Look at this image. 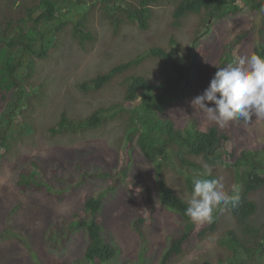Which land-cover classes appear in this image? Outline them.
Here are the masks:
<instances>
[{"label":"rangeland","instance_id":"374dc122","mask_svg":"<svg viewBox=\"0 0 264 264\" xmlns=\"http://www.w3.org/2000/svg\"><path fill=\"white\" fill-rule=\"evenodd\" d=\"M70 2L71 7L62 6V19L42 28L44 42L52 48L50 57L38 58L33 69H24L31 72V85L28 91L20 94H28V98L16 106L11 93H6V97L0 93V134L10 120V132H13L11 151L0 147V160L4 161L0 168V264H204L208 259L230 264L235 256L246 258L252 264H264V253H255L251 259L244 247L225 243L230 230L242 238L240 226L227 208L220 210V223L215 230L200 236L199 232L207 222L196 223L195 231L183 244V252L164 262L163 255L173 236L181 231L183 219L179 212L161 203L157 178L163 174L173 189L188 200L191 192L185 187L186 172L178 165L161 166L147 160L126 138L127 122L121 115L84 132L54 134L48 129L63 114L78 119L99 106L122 99L125 79L131 75L148 74L153 81H159L173 74L169 61L152 57L117 72L112 81L100 89L83 92L79 88L81 81L127 62L152 45L173 47L171 38L177 41L178 53L192 66L197 95L201 94L218 67L225 66L230 38L236 34L244 35L234 48L239 58L255 52V46L264 43V11H243L215 25L211 21L204 41L194 46L191 39L201 31L196 25L199 17L188 18L180 29L172 27L174 0H161L159 6H154L155 14L148 30L130 25L114 35L97 7L89 17L96 37L82 49L74 37V25L91 10L93 1ZM65 20L62 30H57L60 22ZM189 104L192 106L189 102L181 105V109L177 108L183 114L172 110L186 127L189 126L185 119ZM209 106H212L211 102ZM196 110L207 119L206 113L198 107ZM23 118L29 123L33 121L35 132L30 135L22 132ZM138 126L136 132L141 130L140 124ZM222 131L232 139L235 154L264 144V118L253 116L248 122L231 121ZM261 154H264L263 149ZM72 157L85 158V165L91 171L97 172L94 167L97 165L107 173L101 178V172H97L79 191L77 184H68V181L63 183L68 184V189L62 188L59 179L56 187L46 182L48 186L41 191L17 180L23 168V173L32 170L39 173L36 165L44 164L48 169L58 170L53 165L57 160L68 164ZM231 163L229 158L226 165L213 169L220 175L226 191L235 196L241 187L240 174ZM69 168L72 172L81 171L74 163ZM47 176L55 177L52 173ZM135 176L140 185L133 188ZM90 194L103 199L99 219L103 236L109 240L115 238L122 247L108 260L93 261L87 257V228L77 226L76 220L71 222V213L80 209ZM251 198L258 204L252 221L259 225L264 220V191L252 193ZM71 223L73 229L69 226ZM68 239L70 245L64 247Z\"/></svg>","mask_w":264,"mask_h":264},{"label":"trees","instance_id":"16d2710c","mask_svg":"<svg viewBox=\"0 0 264 264\" xmlns=\"http://www.w3.org/2000/svg\"><path fill=\"white\" fill-rule=\"evenodd\" d=\"M89 1H93L90 6L91 10L76 22L73 30L74 37L82 49H86L87 44L96 37L89 17L97 7L106 17L112 35H114L130 25L136 26L139 30H148L154 18V6H159L161 3V0ZM71 3L70 0H0V93L4 97L11 93L16 106L23 104L26 97L28 98V94L21 95L20 92L28 91V86L31 85L29 80L31 72L28 70L25 72L24 69H33L38 58L47 59L51 55L52 48L44 42L43 26L48 28L53 21L62 19L60 15L62 6L71 7ZM79 6L76 5V7ZM247 10L263 12L264 0H174L170 25L180 29L188 18L198 16L199 21L196 25L201 27V31L191 39L192 44L196 46L204 41L211 27V21L215 25ZM64 23L66 20L60 22L56 29L62 30ZM242 37L244 35L236 34L234 38L227 41L229 50L226 53L225 66L240 59L235 54L234 48L237 43H240ZM110 39L113 40L112 37ZM170 42L173 47L152 45L144 53L132 56L127 62L81 81L79 88L83 92L100 89L112 81L117 72L152 57L169 61L173 74L159 81H153L148 74L131 75L125 79L126 89L122 99L99 106L87 116L78 119L63 114L48 129L54 134L84 132L99 128L108 119L121 115L127 122L126 138L135 144L150 162H158L161 166L178 165L182 171L186 172L185 187L190 192L193 177L203 173V164L206 163L212 168L223 167L230 158L231 166L239 170L241 187L235 193L238 197L236 203H230L225 208L238 222L242 238L239 239V234L230 230L225 243L228 245L237 243L239 247H244L247 257L252 259L255 253H264V220L259 225L252 221L258 211V204L251 198L252 193L264 191V154H261L264 144L256 149L249 148V151L235 154L231 147L232 139L222 131L217 123L203 118L199 111L190 104L187 105L188 114L185 118L189 126L186 127L182 124L183 122L180 123L177 120L172 110L183 114L177 108L181 109V105L191 102L196 97L198 88L192 66L177 51V41L171 38ZM255 53L264 56V43L255 46ZM22 70H24L23 74ZM24 114L23 111L22 116ZM23 122L24 131L22 132L30 135L36 131L33 121L29 123L23 118ZM139 124L141 130L136 132ZM11 125L10 120L1 129L0 147L5 151H11L12 148ZM57 161L53 165L59 168L58 170H51L44 164L40 166L37 164L39 173L34 170L23 173V168L19 171L20 175L17 180L28 184L29 188L41 191L46 189L47 183L56 187V180L59 179L62 188L67 187L68 189L69 182H72L77 184L76 190L79 191L97 172H101V175L99 174L101 178L107 173L97 165L94 166L97 172L91 171L85 165V158H69L68 164ZM3 162L0 160V168L3 167ZM73 163L77 164L81 171L72 172L69 166ZM48 173L54 174L55 177L47 176ZM204 178L221 179L214 169L210 177ZM65 181H68L67 185L63 184ZM132 182L133 188L140 185V180L136 176L133 177ZM157 183L161 203L179 212L183 219L181 231L173 236L171 245L163 255V261L166 262L171 256H178L183 252V244L195 231L196 223H193L185 214L188 200L173 189L163 174L158 176ZM102 209L103 199L99 195L90 194L85 198L81 208L71 213V222L76 220L77 226L87 228L89 239L85 245V252L87 257L93 261L111 259L122 248L115 238L109 240L103 236L99 220ZM220 210L213 213L212 221L207 222L199 232L200 236L218 227ZM140 220L142 221V218ZM69 226L73 229V223ZM136 226L138 227V224ZM68 245H70L69 239L67 244L64 243V247ZM204 264L220 263L208 259ZM230 264H252V261L235 256Z\"/></svg>","mask_w":264,"mask_h":264},{"label":"clouds","instance_id":"9594fccd","mask_svg":"<svg viewBox=\"0 0 264 264\" xmlns=\"http://www.w3.org/2000/svg\"><path fill=\"white\" fill-rule=\"evenodd\" d=\"M191 104L221 129L231 121L248 122L253 116L264 118V56L253 52L233 64L218 67L208 86ZM202 168V175L193 177L185 211L193 223L201 224L210 223L216 210L238 200L226 191L221 179L204 178L212 175V166L205 163Z\"/></svg>","mask_w":264,"mask_h":264}]
</instances>
